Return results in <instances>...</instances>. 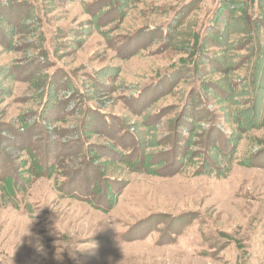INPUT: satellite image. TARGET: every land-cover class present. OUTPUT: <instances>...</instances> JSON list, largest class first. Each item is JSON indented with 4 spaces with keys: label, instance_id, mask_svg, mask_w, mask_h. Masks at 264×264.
Instances as JSON below:
<instances>
[{
    "label": "rangeland",
    "instance_id": "rangeland-1",
    "mask_svg": "<svg viewBox=\"0 0 264 264\" xmlns=\"http://www.w3.org/2000/svg\"><path fill=\"white\" fill-rule=\"evenodd\" d=\"M20 2L14 14L25 27L14 45L0 46V124L23 127L39 112L48 72L68 80L61 111L40 113L48 126L82 109L70 114L78 106L71 81L96 98L86 106L108 118H98L90 142L110 149L107 135L126 127L168 168L149 170L148 160L138 168L111 164L109 182L88 194L82 179L73 198L61 173L34 179L13 200L0 190V264H264L262 18L255 66L239 35L264 17V0H137L114 23H107L111 9L100 8L108 0ZM235 16L244 22L230 23L235 35L225 37ZM16 24L0 19V40ZM43 54L48 71L5 79L18 65L39 72L43 61L35 58ZM188 116H196V129L182 130ZM177 131L180 156L169 167ZM14 151L28 166V156Z\"/></svg>",
    "mask_w": 264,
    "mask_h": 264
},
{
    "label": "trees",
    "instance_id": "trees-1",
    "mask_svg": "<svg viewBox=\"0 0 264 264\" xmlns=\"http://www.w3.org/2000/svg\"><path fill=\"white\" fill-rule=\"evenodd\" d=\"M134 1L137 0H108V4L100 6L102 9L106 6H108L107 9H111L108 12V15L111 17L107 18V23L120 21L125 13V9H128L130 4ZM18 3L21 4L22 2H20V0H0V7L2 8L0 9L2 11V14L0 13V19L3 21L9 20L10 24L14 22L17 23L15 26H10V31L3 33L0 40V46L2 47L14 45L18 39L17 38L15 40L14 38L17 37L19 29H23V27H25L24 25L22 26L19 24L20 21L23 20H20L21 18L18 20L14 14V7H20ZM10 4H13L14 6H11ZM7 6H9V8L8 10H5L3 7ZM120 11L121 13H119ZM98 13L99 12H97L96 15ZM9 18H12L13 20ZM257 18L258 19L252 20V26L249 27L248 30L245 29L243 32L239 33V35H243V41L246 42L247 40L248 45L250 44V48L248 49L249 52L252 53V57L254 59L253 66L256 65V57L259 58L256 53L260 49L261 43L259 42V38L263 33L261 32V28L259 26V21L261 18L262 20L260 22L264 24L263 16H258ZM238 20L241 21L242 18L235 16L234 20H226L224 27L227 28L228 31L225 32V37L227 35L228 37L235 35L234 32L229 30L228 26L230 23L235 24L236 22H239ZM33 21L35 22V18L32 16L26 24L31 25ZM242 22H244V18L241 23ZM175 26L176 25L173 27ZM40 35L41 33H39V37ZM39 58H41L43 61L41 66L42 68H39V72H37L38 67L33 66V64L25 68L23 66L19 67L20 65H18L11 69L9 74L5 72V79H8L10 82H23L24 80L26 81L28 79V76L26 77L25 75H29V78H33L37 75H40V72L44 69L45 71H48L46 70L48 66L47 63L49 62L47 60V56L45 54L40 56L37 55L35 59L38 60ZM253 66H251V68ZM47 76L50 80V84L48 87L42 88V97L45 102L40 104L42 107L39 112H36L30 116L29 122L24 124L23 127H18L16 123L0 124V180L2 179L0 182V190L4 192L5 197L13 200L22 191L23 187H26L27 190L28 186L34 179H39L41 177L48 178L49 175L51 177L52 175H59L60 173V176L62 175L61 177L64 180L60 183V186L67 188L68 192L71 190L70 193L72 196H70L72 198L80 189L82 179H84V183H86L82 189L86 193L90 194L93 189H95L94 186L100 188V185L104 184V182L100 180L109 182V176L106 175L105 171L107 170L108 166H111V164L113 165L115 163H122L124 166L138 168L143 164L144 160H148L149 170L152 168L155 169V167H160V169L168 168V165L165 162L166 160L160 164L154 163L152 161L154 155L146 154L142 150L144 145L140 138L141 136L134 131H127L126 127L118 130L117 132L111 131V135H107V138L113 142V145L110 146V149L106 147H100L90 142L93 137H97L99 135L98 129L95 126L98 118L103 123L108 122V118L103 117V119H100V108L86 106L89 105L92 99L96 98L91 96L84 86L80 87L73 85L71 81L70 85L73 87V89L70 91V94L73 98L71 97L70 100L72 101L76 97L78 106L76 109L71 110L70 114L72 115L75 113L79 107H82V109L79 108L81 113L76 112L75 114H77V117L67 116L66 114L64 116L63 113V117L60 116L59 118L58 115L55 119L50 120V126H48V122L44 121L45 115H41L40 113L44 112L46 108L49 109L51 107L56 111H61L64 102H60V98L64 101L67 99L66 92L68 90L63 86L68 80L66 77H56L46 72V77ZM10 77H15V79L10 80ZM62 88L65 89L63 96L60 94ZM137 100H140V98L137 97ZM189 102H191V100ZM191 104H187L188 110H190L192 107ZM204 108L208 109L207 106ZM190 113L194 114L191 110ZM135 115L138 117L141 116L140 114ZM195 119L196 116H194V118L188 116V120H185L187 122H182V126L185 124L182 130L187 126H192L196 129L197 122ZM65 121H71L72 125L68 126V128H65L64 125H67ZM144 126V124L141 125L143 131H146V126ZM178 133L179 132L177 131L176 139L179 138V142L176 140L177 142L171 145L172 150L170 149L168 151V155L171 153V159H173L169 163V167H171V165L174 164V161H177L180 156L179 151L181 149L180 145L182 143V139L180 140V135H182L183 132H180L179 134ZM206 133V136H212V131H209V129ZM67 136L72 137V140H65L64 137ZM125 139H131L132 144H125ZM148 148L149 146L147 145V149ZM9 150H12L13 152L8 153ZM14 150L28 156L27 159L29 162L28 160L24 161L25 164H29L28 166L23 165L21 161H17V158L13 157L15 155ZM117 150H119L120 153H118ZM164 154L166 153H160L159 156H164ZM118 158L121 160L117 161ZM64 163H67V166ZM171 173L172 172H166L165 174L171 175ZM25 174L27 175L26 179H24ZM87 178H94V181L99 180V182L97 184H91L87 182ZM63 188L57 189L56 191L60 193ZM70 193H68V195ZM60 194H62V192ZM68 195H66V197ZM83 199L86 200V198ZM18 205L19 204H15L16 207H18Z\"/></svg>",
    "mask_w": 264,
    "mask_h": 264
}]
</instances>
